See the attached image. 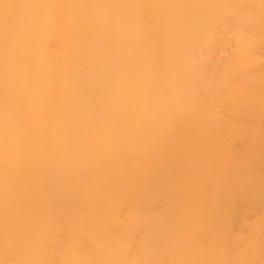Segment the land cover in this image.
Masks as SVG:
<instances>
[{"label": "bare ground", "instance_id": "6f19581e", "mask_svg": "<svg viewBox=\"0 0 264 264\" xmlns=\"http://www.w3.org/2000/svg\"><path fill=\"white\" fill-rule=\"evenodd\" d=\"M0 264H264V0H0Z\"/></svg>", "mask_w": 264, "mask_h": 264}]
</instances>
